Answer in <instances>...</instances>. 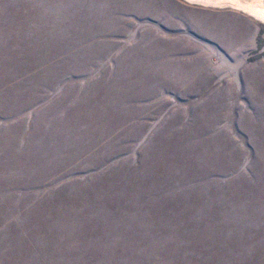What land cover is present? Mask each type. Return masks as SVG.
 Here are the masks:
<instances>
[{
	"label": "rangeland",
	"instance_id": "rangeland-1",
	"mask_svg": "<svg viewBox=\"0 0 264 264\" xmlns=\"http://www.w3.org/2000/svg\"><path fill=\"white\" fill-rule=\"evenodd\" d=\"M0 264H264V23L0 0Z\"/></svg>",
	"mask_w": 264,
	"mask_h": 264
},
{
	"label": "bare ground",
	"instance_id": "bare-ground-1",
	"mask_svg": "<svg viewBox=\"0 0 264 264\" xmlns=\"http://www.w3.org/2000/svg\"><path fill=\"white\" fill-rule=\"evenodd\" d=\"M189 4L212 8H233L264 23V0H184Z\"/></svg>",
	"mask_w": 264,
	"mask_h": 264
}]
</instances>
